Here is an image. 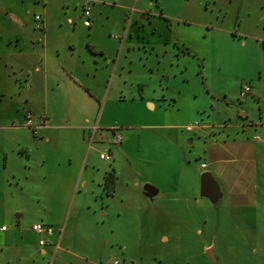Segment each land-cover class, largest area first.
I'll use <instances>...</instances> for the list:
<instances>
[{
  "label": "rangeland",
  "instance_id": "1",
  "mask_svg": "<svg viewBox=\"0 0 264 264\" xmlns=\"http://www.w3.org/2000/svg\"><path fill=\"white\" fill-rule=\"evenodd\" d=\"M5 1L16 3V0ZM67 1H57L58 5L55 6L49 1L48 17L54 27H59V18L66 19L64 14L73 20L82 14L81 0L76 4L74 1L69 8L65 7ZM102 1L115 2L117 5H107L104 9L102 4L94 2L92 24L105 25L109 31L117 33L120 23L129 20L132 21L129 29L135 34L139 32L137 35L145 43L157 42L159 45L169 40L168 50H172V55L168 53L159 56L157 62L160 65L157 67L161 74L143 88L145 98L156 102H143L145 108L137 110L123 106L117 102L120 101V90L115 89L114 84L107 97L103 118L109 122H118L122 127H131L119 132L125 142L123 156L137 168L140 176L155 187H164L167 180L176 181L177 193H173L175 198L158 196L151 200L130 197L129 194L127 204L123 203L120 208H110L102 216L104 211H101V197L95 203L96 198L89 187L79 196L78 203L72 199L57 211V218L54 216L57 220L55 226L59 228L60 234L63 232V239L55 256L52 255L55 250L53 247L43 257L37 253L36 246L27 241L34 237L31 225L41 219L47 220L48 206L43 200L31 196V188L21 189L20 184L35 183L40 179V167L35 165L34 168H28L25 156L23 160H14L10 156L4 168L3 156L0 155V226L11 227L10 233L13 234L9 240L11 245L0 247V264H7L8 261L10 264H20L21 260L24 264H83L72 254L90 259L91 264H113L115 260L119 264H264V204L247 211L248 222L244 223L225 202L212 205L205 199L186 198L195 192L190 187L196 185V180L205 172L200 170L201 163L206 161L209 164V160L200 155V147L205 142L195 138L196 144H190L191 138L185 136V130L181 127L192 125L194 119L200 121L203 118L209 122L216 120L219 108L227 105L222 100L224 94L235 92L238 84L245 83L250 73L256 72L253 42L245 39L248 47L244 48L234 27L250 32L252 27L249 22L264 19V0ZM119 5H124L128 10L119 8ZM242 5V11H254L246 20L244 13H248L242 12L243 22L239 20L241 17L238 19ZM144 12L154 17L146 20L142 17ZM160 13L171 21L160 17ZM83 28L86 32L90 30ZM64 30L67 31V28L64 27ZM100 32L105 35V30L101 29ZM233 35H236L234 40ZM181 49L187 50L179 53ZM32 94L34 97L31 104L18 103L9 107H4L6 103L0 105V116H5V110H11L14 119H10L9 125L14 122L12 126L17 129L0 130V134L6 136L0 150L11 152L14 148L20 149L18 144L26 147L35 145L32 130L24 125L27 115L29 113L34 121L44 116L46 109L51 114L52 107L48 105L46 108L41 92ZM98 94L101 95L100 92ZM122 94L129 96L128 93ZM68 98L79 107L72 96ZM148 103L161 107L153 111ZM86 107L88 112L94 114L93 106ZM108 134L110 141L112 134ZM176 134L179 139L173 141ZM113 150L117 148L113 147ZM124 181L133 183L129 173ZM258 181L264 182V171L258 173ZM11 183L12 188H6ZM16 183H19V187ZM129 190L132 191L130 187ZM124 191H128L126 183L120 188L121 195ZM263 192L264 183H259L258 197ZM117 199L111 204L120 205ZM23 212L25 215L18 220L17 214ZM19 221L21 225L18 229L16 226ZM55 226L51 228L56 230ZM21 242L29 244L32 250L21 248ZM207 245H210L213 259L206 253L209 249H205Z\"/></svg>",
  "mask_w": 264,
  "mask_h": 264
},
{
  "label": "crops",
  "instance_id": "2",
  "mask_svg": "<svg viewBox=\"0 0 264 264\" xmlns=\"http://www.w3.org/2000/svg\"><path fill=\"white\" fill-rule=\"evenodd\" d=\"M49 1L16 0V3H13L0 0V105L6 103L4 107H9L18 103L31 104L34 97L32 93L41 92L46 108L48 105L52 107L51 114L49 109H46L44 116L33 121V124L38 126L36 133L32 131L35 145L26 147L18 144L20 149L14 148L11 152L0 150L4 168L7 167L10 156L14 160H23L25 156L28 168H34L35 165L40 167L38 175L41 178L35 183L20 182L21 189L31 188V196L43 200L48 206L47 220L41 219L34 223L55 226L57 220L54 218H57V211L61 209V205H68L72 199L78 203L79 196L89 187L96 198L95 203L101 197V211H104L102 216H105L110 208H120L123 207V203L127 204L129 194L130 197L150 200L158 196L175 198L173 193H177L178 187L176 181L167 180L164 187L151 185L140 176L137 168L124 159L123 135L120 144H113L114 132L120 134L122 129L129 130L131 127H122L118 122H109L103 118L107 97L114 84L115 89L120 90L118 98L120 101L117 102L123 106L137 110L141 109L140 107L145 108L143 102H156L145 98L143 88L150 80L161 74L160 68L157 67L160 65V62H157L159 56L168 53L172 55V50H168L169 40L159 45L157 42L145 43V40L137 35L139 32L136 31L135 34L129 29L131 27L129 23H132L129 20L120 23L117 33L109 31L105 25L92 24L94 2L102 4L106 9L107 5V7L117 5L111 1L88 0L90 12L89 16H86L84 10L87 0H81L80 17L73 20L64 14L66 19L59 18V27H54L48 17ZM57 1L61 0H51L52 6L58 5ZM74 1L75 4L79 2L68 0L65 7L69 8ZM122 7L128 10L124 5H119V8ZM242 7L243 5L241 12L238 11V19L243 15L242 12H246L248 13L246 15L244 13L246 20L254 11H242ZM37 16L40 17L39 20L36 19ZM159 16L171 21L165 14L160 13ZM142 17L150 20L154 16L144 12ZM239 20L245 21L242 17ZM249 24L252 27L250 32L237 29L236 26L234 31L238 33L244 48L248 47L245 39H250L254 45L253 64L257 70L253 74L251 72L245 81L251 86L250 93L242 99L237 98L238 91L245 84L242 81L243 84H238L235 92L224 94L222 100L227 105L219 108L216 120L209 122L202 118L200 121L194 119L192 123L187 122L192 124L188 125L192 128L191 131L187 130L188 126H181L185 130V136L191 138L190 144H196L195 138L205 142L200 147V155L206 157L209 164L206 161L201 163L206 164L205 169H201L200 165V170L205 171L201 175L209 173L213 180L209 188H204L200 175L196 185L190 187L195 192L188 194L186 198L205 199L212 205L225 202L244 223L248 222L247 211L264 204V192L261 197L257 195L258 184L264 183L258 181V173L264 171V19L251 21ZM83 27L90 30L86 32ZM101 29L105 30V35H101ZM255 30H258L256 34ZM78 34L81 37H73L79 36ZM233 36L234 40L236 35ZM186 50L181 49L179 53ZM154 52L156 55H152ZM122 93H128L129 96H123ZM157 94L156 88V97ZM68 96H72L79 107L73 105ZM102 97L104 104L101 102ZM61 101H64L63 104ZM163 101H166V98H163ZM85 105L93 106L94 114L88 112ZM148 106L153 111L161 107L155 103H148ZM3 114L4 117L0 116L1 132L16 131L17 129L12 126L14 122L9 125L10 119H14L11 110H5ZM91 127H97V133L92 140L89 132ZM108 132L112 134L110 141L107 137ZM178 139V134L173 136V141ZM4 140L6 136L0 134L1 147ZM112 146L117 150H113ZM102 153L109 155V159L101 160L99 155ZM110 172H114L116 176L115 189L113 194L107 195L104 189L105 176ZM127 173L131 175L133 181L131 184L124 181ZM13 178L15 179V176ZM124 182L128 191L121 195L120 188L125 185ZM12 185L13 183L6 188L8 186L12 188ZM16 186L19 187V183H16ZM145 187L152 189L146 190ZM115 198H118L120 205L111 204ZM24 215V212L17 214L18 220ZM20 225L19 221L16 227L19 229ZM2 226L0 247H9L11 245L9 240L13 237L10 233L11 227L6 226V230L1 231ZM55 229L47 244L40 246L41 237L30 228L34 237L27 243H33L37 253L43 257L54 247L52 255L55 256L63 239V232L60 234L59 228ZM199 232L202 233L200 230ZM27 243L21 242V248L31 251L32 247ZM209 247L210 245H207L205 249ZM72 256L83 264H91L88 258H79L73 254ZM8 263L10 264V261ZM20 264H24L23 260Z\"/></svg>",
  "mask_w": 264,
  "mask_h": 264
},
{
  "label": "built area",
  "instance_id": "3",
  "mask_svg": "<svg viewBox=\"0 0 264 264\" xmlns=\"http://www.w3.org/2000/svg\"><path fill=\"white\" fill-rule=\"evenodd\" d=\"M89 10H90L89 1L87 0L86 5H85V10H84V14L86 16L89 15ZM36 19L39 20L40 17L37 16ZM250 91H251L250 84L249 83L243 84L239 93H238V98L239 99L244 98L248 93H250ZM32 125H33L32 117H31V115H28L27 116V122L25 123V126L30 128L33 132L36 133L38 126H32ZM187 130L191 131L192 128L188 126ZM113 131H116V129H113ZM89 132H90V139L91 140L94 139V137L97 133V127H91L89 129ZM112 142H113V144H120L122 142V136L120 134L114 132V138H113ZM99 157L101 160H108L109 159V155H107L105 153L100 154ZM205 168H206V164H201V169H205ZM30 228L33 232H35L37 235H39L41 237V239L39 240L40 246L46 245L48 242V239H50L54 233V230L51 228V226L45 225L43 223H34L31 225ZM5 230H6V227L2 226L1 231H5ZM114 264H118V262L116 261V262H114Z\"/></svg>",
  "mask_w": 264,
  "mask_h": 264
},
{
  "label": "trees",
  "instance_id": "4",
  "mask_svg": "<svg viewBox=\"0 0 264 264\" xmlns=\"http://www.w3.org/2000/svg\"><path fill=\"white\" fill-rule=\"evenodd\" d=\"M116 176L114 172L107 173L105 176L104 189L107 195L113 194L115 189Z\"/></svg>",
  "mask_w": 264,
  "mask_h": 264
},
{
  "label": "water",
  "instance_id": "5",
  "mask_svg": "<svg viewBox=\"0 0 264 264\" xmlns=\"http://www.w3.org/2000/svg\"><path fill=\"white\" fill-rule=\"evenodd\" d=\"M200 180H201V184L204 188H209L213 183L212 177L209 173H203L201 175ZM145 189L151 191L152 188L151 187H145ZM206 253L208 254V256L211 259H213V253H212L211 249L207 250Z\"/></svg>",
  "mask_w": 264,
  "mask_h": 264
}]
</instances>
